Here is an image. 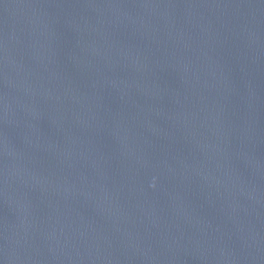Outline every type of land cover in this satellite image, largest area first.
<instances>
[{"label":"water","instance_id":"1","mask_svg":"<svg viewBox=\"0 0 264 264\" xmlns=\"http://www.w3.org/2000/svg\"><path fill=\"white\" fill-rule=\"evenodd\" d=\"M0 264H264V0H0Z\"/></svg>","mask_w":264,"mask_h":264}]
</instances>
